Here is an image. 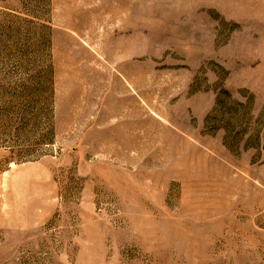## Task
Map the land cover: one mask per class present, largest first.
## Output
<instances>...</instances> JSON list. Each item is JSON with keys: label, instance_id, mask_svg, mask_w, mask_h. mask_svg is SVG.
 <instances>
[{"label": "rangeland", "instance_id": "rangeland-1", "mask_svg": "<svg viewBox=\"0 0 264 264\" xmlns=\"http://www.w3.org/2000/svg\"><path fill=\"white\" fill-rule=\"evenodd\" d=\"M0 264H264V0H0Z\"/></svg>", "mask_w": 264, "mask_h": 264}]
</instances>
